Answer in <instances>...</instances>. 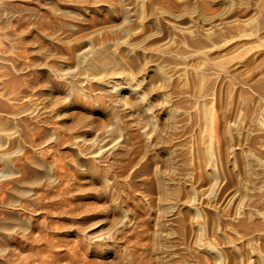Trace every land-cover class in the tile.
Listing matches in <instances>:
<instances>
[{"label":"rangeland","instance_id":"obj_1","mask_svg":"<svg viewBox=\"0 0 264 264\" xmlns=\"http://www.w3.org/2000/svg\"><path fill=\"white\" fill-rule=\"evenodd\" d=\"M2 1L10 0H0V2ZM209 3L212 5L210 6ZM208 5L210 8H208ZM222 8L219 3L216 4V2L209 1L204 7L205 12H208L207 14L209 15L219 12ZM210 9L211 11H209ZM214 10L216 11L214 12ZM211 12L212 14H210ZM228 12L220 21L218 17H213L214 19H211L210 22H204L199 19H195V22H187V24L193 26L197 25L195 28H199L197 30L201 33L207 27H212L210 29L212 31L211 35L201 40L200 44H195L197 48L193 45L195 51L193 48H191L193 51L190 49L191 45L186 44V47L184 44L187 50L184 48L183 54H177L183 61L176 57L177 59L174 58L166 62L169 67L172 64H179L183 67L176 85L184 91L182 94L185 95L176 106L178 109L176 117L178 118L179 116L178 119L181 121L179 122L176 119L178 122L176 121L175 129L177 127L178 129L177 131L174 129L167 132L172 140L167 138V143L165 141L164 143L168 145H161L163 148L168 147L166 149L170 157L169 160H171L168 163H166L167 160L165 159L166 150L164 151L163 148V150L161 148L158 150L159 147L151 146L153 142V139H151L153 137L152 132H145L142 128L139 129L135 123L127 120V116H123V120H126H124L125 122L123 121V124L128 121L129 126L127 125V129L128 132L132 133H127V129L124 127L126 135L130 136V138L127 136V139L132 142L131 144L130 142L128 143V140L126 142V162L124 156V159L123 157L121 159L118 158L119 161L122 160L124 162L120 161L121 165L118 159V163L114 160L112 164L115 165V169L112 164V166H107L105 162L102 163L106 166L105 169L107 168V171L108 167H110V171L107 172L105 170V174L108 175H105V178H107L109 188L106 187L104 189L98 184L95 185L96 183L86 180L87 172L80 171V169L77 171L78 168L74 164H70L72 155L68 146L62 143H69L73 137L72 134L67 133L70 129L68 130L61 125L58 119L53 118L56 121L53 122L51 120L52 117L43 119V116H40V118L38 117V122H34V125L36 124L35 128L34 125L33 127L31 125L28 126L30 128L27 127L29 133L25 131L26 136L20 137L23 139H20L21 144L24 143V145H21L23 149L19 153L20 158L18 156L17 160V158L13 157L12 160L21 163L23 160L20 159H22L24 154V156H30L37 152H42L48 161H52L53 158H55L53 161H56L57 158L58 165L57 162H54V171L56 169L55 172L57 174L61 171V175L56 181L57 183L60 182L61 185L60 183H56L57 186L54 183L53 186L52 184H49L50 186L32 184L33 192H36V195H31L33 197L31 198L30 196L28 199L29 195H26V193L23 194L16 190L15 195V190L12 191L13 193L8 192L10 188L14 187L10 177L0 178V200H2L0 201V208L3 210H0V214L3 212L0 215L2 216L0 217V224H2L3 219L8 220L9 215L5 214L7 208L17 212L21 211L18 212L19 217H31L30 221L32 224H30L32 226L31 229H29L30 227L28 228L30 231L25 230V232L14 229L15 227H12V225L9 229H12L13 232L2 227L3 230H0V236L6 229V232H9L7 235L0 237V243L3 237L5 241L2 239V242H4L1 243L2 246L9 248L5 250V256L0 253L1 264H264V168H262L264 167V0H232V5ZM62 17L61 15L53 16L58 22L61 20L63 32L66 34L67 29L62 23L66 17ZM13 20L10 19V23L14 24L15 22L18 25ZM9 21H3L0 24V38L3 39H0V55L2 57H8V54L11 55L9 60L0 59V85L2 80L8 79L7 77L10 78L12 74L14 76L19 75V73L14 74L16 71L19 72L16 67V62H19L18 59L32 66V63L29 62H33L32 58L35 56L34 51L28 48L29 44H26V40L22 41L25 33L15 24L10 25ZM89 23V21L85 23L78 33L82 34L88 31L91 24ZM61 34L64 37V34L60 32ZM63 37L60 36L62 38L60 39L58 35V40L55 39L58 47L57 50H54V56H59L58 52L59 54L61 53L62 43H66L65 39H69L66 36L63 39ZM17 40H20L21 44ZM4 41L8 42L5 43ZM203 43L205 44L202 45ZM11 44H14L12 49L10 48ZM173 45L175 44L173 43ZM3 47L10 48V50ZM1 49H4V51L2 50L3 53ZM20 51L25 55L22 56ZM16 53L19 56L21 54L23 58H19ZM12 54H14L13 58ZM52 57H47V62L54 60L55 57L53 59ZM13 59H16V61ZM28 59L31 60L29 61ZM57 59L60 58L56 57L55 60ZM12 61L15 62V67ZM10 67H12V71H10ZM13 68H15L14 72ZM29 69L23 73V75L27 72L28 74L22 76L26 83L32 76L29 74L34 73V71H31L32 69ZM196 74L198 75L196 76ZM25 77H28V79ZM21 79L19 82L21 81L20 84L22 86ZM3 87L2 83L0 86V94L2 93L0 95L2 96V99L0 97V117L6 113L9 105L13 104L11 102H14V100L10 101L9 99L6 102V94L3 95L4 92L1 90ZM34 91H37L36 87L32 91V95ZM11 95L12 93H9V97ZM37 95H39L38 91L34 94V98L35 96L38 97ZM41 96L40 94V97H38L40 99V101L38 100V103L40 102L39 105L48 101L47 97H45L46 95ZM257 96L261 105L259 106L256 119L249 122L248 114L251 113L254 99ZM42 98H45V101ZM19 100L21 101V99H18L16 102ZM4 103L9 105H3ZM4 107H7L6 110ZM41 120L49 122L47 124L50 129L57 131V136L49 143H43L40 148L38 147V150L37 145H41L42 138L40 137L43 136ZM39 121L41 122L39 123ZM37 124L40 128L39 126L37 127ZM57 127H62L60 131L64 132L60 133ZM38 128L42 133L40 135ZM30 129L33 130L30 131ZM245 130H248L250 135L247 138L248 140L244 142L242 135ZM146 133L150 136L146 137ZM30 137L34 140L30 139L28 141ZM165 137L168 136L165 135ZM26 139L28 140L26 141ZM56 139L57 145L54 143ZM49 144L57 146V149ZM32 147L34 152L31 149ZM42 147H44L45 152L47 150L50 154L53 151L55 153L52 152L54 156L51 154L53 156L51 157L48 153L46 157L45 154L47 152L44 153ZM60 149L61 151H59ZM65 149L67 150L66 152ZM247 150L251 156L261 161L262 166L260 164V167L257 166V169L255 168L256 182L249 183L250 187L246 185L242 188L240 187L242 186L241 183L245 182L248 177L243 160V154ZM57 153L63 154L58 155ZM65 155L71 156L66 158ZM68 161L70 162L68 163ZM165 163L169 165L167 166ZM16 165L19 164L16 163ZM118 165L120 169L117 168ZM21 167L22 164H20V167L18 166L20 171L17 178L19 177L26 181L22 184L18 183V188H26L30 183H27L30 179V171L22 167L23 171ZM58 167L60 170L57 169ZM115 170L118 179L115 175L116 173H114ZM159 174H162L164 178L166 177V190L170 186L167 192L169 191V197L172 198L169 199L170 203L168 201L169 204L167 206L163 205L160 199V189L158 182L156 183L158 180L156 177ZM75 176H78V178H75ZM111 177L115 179L116 184H118L117 187ZM71 179L74 180L72 181ZM80 181L85 183L83 182V184ZM88 181L90 183H87ZM70 182L72 183L71 185ZM80 183L84 186L80 185ZM109 183H113L110 184L111 187ZM76 185L82 187L79 189ZM7 186L8 190H5ZM47 187H50L49 190ZM107 189L109 190L107 191ZM112 189L113 191H111ZM247 189H249V192H247ZM91 190L94 191L92 192ZM105 190L106 192H104ZM5 191L10 195L12 194L10 201L12 200L13 205L9 204L8 206L4 202L8 201L10 197L6 195ZM110 193L114 199L110 197ZM26 196L28 200H31L29 201L30 203L32 202L31 204L28 200L25 202ZM105 196L106 198L109 197L108 200L104 198ZM119 207L120 209H118ZM26 209L27 212L25 211ZM103 209L107 215H104V212H99L103 211ZM75 210H77V213ZM92 213L93 215H91ZM116 226H119V228ZM87 229L89 230L86 232ZM24 233L27 235L25 234L24 236ZM15 235L16 237H14ZM90 236L92 239L89 238ZM99 236L102 237L100 238ZM113 238L116 239L114 240ZM90 241L91 243H89ZM93 243L97 246L92 245ZM108 243L114 244L107 245ZM13 245L14 247L17 245L15 250H13ZM7 252H10V255ZM119 259L122 261L120 262Z\"/></svg>","mask_w":264,"mask_h":264},{"label":"bare ground","instance_id":"obj_2","mask_svg":"<svg viewBox=\"0 0 264 264\" xmlns=\"http://www.w3.org/2000/svg\"><path fill=\"white\" fill-rule=\"evenodd\" d=\"M13 1L10 0V1L0 2V24H2L3 21H6V20L9 21L10 19L12 20L14 19L18 24L16 25V23L14 22L15 26L20 27L22 32L25 33V35L22 37V41L26 40L25 41L26 44L27 45L29 44L28 48L34 51L33 53L35 56L34 58H32L33 62L30 61L31 59L30 60L28 59L30 61L29 63H32V66L18 59L19 62H16L17 63L16 67H17V70H19V72L18 71L14 72L15 68H13V72L14 74L19 73V75L14 76L11 73L12 76H10L11 75L10 74L9 75L10 78L7 77L8 79H4V81L2 80L3 82L1 81V85L3 83V86H4L1 90H3L4 92L3 95L6 94V102H8L7 101L8 99L10 101L14 100V102L13 101L11 102L14 105L13 104L9 105L8 103H6L9 105V107L8 108L4 107V108L5 110L6 108L8 110L6 111L4 115L2 114L3 115L2 117H0V178L10 177V179H12V182L8 180L7 181L11 182L12 186L14 187L12 186H11L12 188L9 187L10 191L8 192H12L13 190H15L14 191L15 195H16V190L23 194L26 193V195H29L28 199L31 195H36L35 194L36 192H33L34 190H33L32 184H36V185L39 184V186L41 184H46L45 186L47 185L50 186L49 184H52L53 186V183H54V185L57 186V184L60 183V182L57 183L56 181H58L59 175H61L60 173L61 171L59 172L60 174L59 173L57 174L55 172L56 169L54 171V162L58 161L57 158H56V161H53L55 160V158L53 159L50 158L52 159L53 161L52 162L51 160L48 161L43 156L44 154L42 152H37L33 154L30 153L32 154L30 156H24L25 154L23 152L24 155L22 154L23 157L22 159H20V160H23L22 162L20 161L21 163H18L17 161L15 162L14 160H12L13 157L17 158L19 156L20 151L23 149L21 145L22 144L24 145V143L21 144L20 137L26 136L25 131H27L26 133H29L27 130V127L30 125L33 127L34 122L35 123L38 122V117L40 118V116H43V119L47 117L49 118L52 117L51 120H53V122H56L54 121L53 118L58 119V122H60L61 125H63L66 129L71 130V132H69L70 131L69 130L67 133L72 134V137H73L72 141L69 142L67 139L69 143L67 144L62 143L63 145L68 146L70 154L72 155L71 159L73 163L71 162L70 164L71 165L74 164L78 168L77 171L80 169V171L83 170L84 172H87L88 176H86L85 179L89 180L90 182H94V184L96 183L95 185L98 184L100 187L104 189H106V187L109 188V186L107 184V180H106L107 178H105L106 176H108L105 174V170L107 171V168L105 169L106 166L103 165L102 163L105 162L107 166H112L113 165L112 163H114V160H116V163H118L117 162L118 158L121 159L123 156L124 157L126 156L125 155L127 151L126 142L127 140H128V143L130 142V144L132 142L130 139H127L128 137L130 138V136L126 135V132L129 134L131 133L130 131L128 132V129H127V125L129 126V122H128L129 120L131 123L132 122L135 123V125L139 127V129L142 128L145 132L147 131L152 132L153 137H151V139H153V142L151 140L152 142L151 146L155 145L156 147H159L158 150L160 148L162 149L163 147H161V145L165 144L164 141L166 142L170 138L169 137L170 134L167 132L174 130L176 123L179 121L178 119L179 116L178 118L176 117V113H178L177 112L178 109L176 106L178 105L181 98H184L185 96L182 94L184 91L182 89H179L178 86L176 85L177 79L181 75L180 73L183 67L179 64L178 65L172 64L171 67H169L168 65H166V62H169L170 60L176 57L179 58L177 54L184 52V50L186 49L185 48L186 44H189L192 46L190 47V49L191 48L194 49V47L199 42H201V40H204L211 35L212 31L210 29L212 27L211 28L207 27L205 31L201 33L200 31L197 30L199 28L197 29L195 28V26L197 27V25L193 26V25L187 24V22L189 23L195 22V19H199L204 22H210L211 19H214L215 17H218L220 21V19L225 14H227L228 10L230 9L232 5V0H207V1L206 0H17L14 2ZM208 1L216 2V4L219 3L221 7L223 8L219 10V12L214 13L213 15H209L207 14L208 12L206 13L204 9ZM210 6L208 8H210ZM209 11H211V9ZM215 11L216 10H214V12ZM210 14H212V12ZM54 15L55 16L61 15V17L62 16L66 17V19L62 22L63 25H65V28L67 29L66 34H64L63 32L64 30L62 29V24L60 22L61 20L59 22L57 21V19L55 20L53 18ZM88 21L91 23V24L89 23L90 29L88 28L89 27L88 26L87 27V29H89L88 31L82 34L78 33L82 29L84 24L87 23ZM10 22L11 21H9V23ZM14 24L10 23V25H14ZM201 26L203 25L201 24ZM60 32L64 34V37L65 36L66 38L69 37V39L68 38H67L68 40L65 39L66 43L64 42L62 43L63 46H61V50L59 49L61 53L59 54L58 52L59 56H54V50L55 49L57 50V47H58L55 41L58 40L57 38L58 35H59V38L60 36L63 37L62 34L60 35ZM10 39H13V38H10ZM4 42L7 43L8 41H4ZM173 43L175 45H173ZM19 44H21V41L19 42ZM204 44L205 43H203L202 45ZM2 45H3V42H2ZM4 45H7V44H4ZM11 45L12 46L10 48L12 49L14 44H11ZM3 48L10 50V48H5V47ZM4 49H1V51L2 50L4 51ZM20 53L22 52L20 51ZM13 55L14 54H12V58H13ZM16 55L19 56V54L17 53ZM23 55L25 54L22 53V56ZM184 55L186 56V54ZM10 56L11 55L9 54H8V57H5V56L2 57V55H0V59L9 60ZM20 56L19 58L22 59L23 57L22 56L20 57ZM51 56L55 57L54 60L47 62V57L49 58ZM56 57L60 59L55 60ZM179 59L180 61H183L181 57ZM14 61H16V59ZM14 61H12V63ZM177 63H182V62H177ZM14 67H15V62H14ZM10 68H11L10 71H12V67ZM29 68L32 69L31 71H34V73L32 72L34 76L32 73L29 74L32 76L26 83L22 76H25V74L26 75L28 74L27 72L23 75V73ZM197 75L198 74H196V76ZM28 77H25V78L28 79ZM20 79L22 80V83H23L22 86L20 84L21 81L19 82ZM35 87L37 88V91L39 92V95L37 96L40 97V94L42 95L41 97L46 95L45 97H47L48 101H45V98H42L43 101L45 102H42V104L39 105L40 102L38 103V100L40 101V99H38V97L36 96L34 98V94L37 91L36 92L34 91L35 93L33 92V95H32V91L34 90ZM9 93H12L11 97H9ZM0 95H2V93ZM0 97L2 99V96ZM18 99H21V101L19 100L20 102L18 101L19 103L16 102ZM6 104L4 103L3 105H6ZM260 105L261 104L259 103V98L257 96L254 99L253 108L251 110V113L249 112L250 114H248L249 122L254 121L256 119ZM123 116H127L129 118V119L127 118L128 124L126 122L125 123L126 125L123 124L126 121L125 119H124L125 121L123 120L124 118ZM97 119L98 120L100 119L101 121L99 120L98 122ZM176 119H178V121ZM41 121H39V123L41 122L40 124L42 127L41 128L42 131L39 129L40 128V126L38 125L39 123L37 124V127L39 126L38 131L40 130L43 133V136L41 135L42 137H40L42 138L41 140L42 143L41 145L39 144L37 145L36 143H33L34 145H37V148L38 147L40 148V146H42L43 143H47V142L49 143L51 140L55 139V137L57 136V131L55 129H50L49 125L47 124L49 122H45L44 120H41ZM55 124L57 125V123ZM35 125H34V128H35ZM178 126L180 125L178 124ZM124 127L125 129H127L126 132H125ZM57 128L60 131V128L59 127ZM177 129L175 130L177 131ZM31 130L33 129H30V131ZM35 132H33V134H35ZM41 132L39 133V135L42 134ZM61 132L62 131H60V133ZM141 133L143 132L141 131ZM165 135L168 137H165ZM249 135H250L249 131L245 130L242 135V140L244 142L245 140H248L247 138L249 137ZM149 136L150 135L148 134L146 137H149ZM28 137H25V138H28ZM30 139L32 140L33 138L30 137L29 140L26 139V141L27 140L30 141ZM57 139H59V137H57ZM57 139L55 140L54 143H56ZM170 140H172V138H170ZM168 142L170 143V141ZM51 144L53 143L51 142ZM130 146L132 147V145ZM33 147L31 148L32 150H33ZM43 148L44 147H42V150H44ZM166 148L168 149V147ZM166 148L164 147L163 149L164 151L166 150L165 159L167 160V162L166 161L165 162L168 163L171 160H169L170 157H169V154ZM55 149H57V146H55ZM61 149L59 151H61ZM50 150H54V149H50ZM66 151L67 150L65 149V152ZM46 152L44 150V153L47 154V155L45 154V156L47 157L49 152L47 150ZM52 152L53 151H51V154ZM51 154L49 153L50 156ZM62 154L60 153L58 155H62ZM71 155H69V157ZM243 155H244L243 156L244 168H245V172L248 174L247 175L248 177L246 178L245 182L242 181L243 182L241 183L242 186H240L242 188L246 185L248 187L249 183L252 184V182H256L255 180L257 176H256L255 168L257 166L260 167V164H261V161L251 156V154L248 153V150ZM67 157L68 156H66V158ZM18 158H20V156ZM126 160L127 158L125 159V162ZM69 162L70 161H68V163ZM16 163L19 165H16ZM20 164H22V167L25 170L30 171V177H29L30 179L29 181H27V183L28 182L30 183L26 186V188H23V187L18 188L19 187L18 183L22 184L23 182L26 181V180L23 181L19 177L17 178V175L20 171V169H18V166L20 167ZM57 165H58V162H57ZM120 165H121V162H120ZM114 166L115 165H113V168ZM22 167L21 169H23ZM119 167L120 166L118 165L117 168ZM109 168L110 167H108V171H110ZM121 168L123 167L121 166ZM57 169L60 170L59 167ZM114 173H116V170L114 171ZM115 175L117 176V173ZM76 177L78 178V176H75V178ZM112 177H115V176H112ZM112 177L111 179L115 181V179H113ZM156 178L158 179L156 183L158 182V186L160 189L159 195H160V199L162 200L161 201L159 199V201H161L163 205L167 206V204L170 203L169 199L172 198V197L171 198L169 197V191L167 192L170 186H168L169 188L166 190V187H167L166 179H165L166 177L164 178L162 174H159ZM117 179H118V176H117ZM71 180L73 181L74 179H71ZM89 181L87 183H90ZM71 182H70V185L73 183ZM113 183H109V185ZM115 184H116V181H115ZM80 185L82 184L80 183ZM80 185L77 186V188L80 189V187L84 186V185L82 186ZM117 185L118 184H116V187ZM85 186H88V185H85ZM240 187L238 186V188ZM6 188L5 190H8V186ZM108 190L109 189H107V191ZM248 190L249 189H247V192H249ZM111 191H113V189ZM5 192L7 193V194L5 193L6 195L10 196L8 201H4L6 205L9 206V204L13 203L11 202L12 200L10 201L12 194L11 195L8 194L7 191ZM104 192H106V190ZM99 193H102V192H99ZM111 193H110L111 195L110 197L114 199ZM17 194L20 195V193L18 192ZM23 196L24 195H22V197ZM32 197L33 196H31V198ZM104 198H106V196ZM108 198L106 199L108 200ZM28 199L26 196L25 202H27ZM29 201L31 200H28V202ZM119 206L121 207L120 204ZM120 207L118 209H120ZM0 210L2 209L0 208ZM6 210L7 212L5 211L6 212L5 214L9 215L8 220L6 221V219H3L2 224H0L1 226L0 230H3L2 227L9 229L11 228V225L12 227H15L14 229H17L20 232H25V230H28L29 227H30L29 229H31L32 227L30 226L31 217L30 218L26 216L19 217L18 212H21V211L17 212L15 210H11V208H7ZM25 211L27 212V209ZM75 212L77 213V210H75ZM99 212L103 213L104 209L103 211H99ZM2 213L3 212H1V214ZM91 215H93V213ZM104 215H107V214H105L104 212ZM117 225H119V223H117ZM119 226H116V227L119 228ZM6 230L2 232L3 235L1 234V236L7 235L9 231L6 232ZM9 230H12V229H9ZM88 230L89 229H87L86 232ZM26 233H24V236ZM112 236H114V234H112ZM14 237H16V235ZM14 237L12 236V238ZM89 238H91V236ZM2 239L3 237L1 238V243H4L2 242ZM113 239L112 241H114L116 238L114 240ZM14 240H17V239H14ZM1 243H0V253L1 255H3L5 250H7L9 247L6 248L2 246ZM89 243H91V241ZM109 244L110 243H108L107 245ZM113 244H110V245H113ZM92 245H95V244L93 243ZM107 245L105 244V246ZM12 247H14V245ZM15 247L13 250H15ZM7 254L10 255V252H7ZM119 260L120 262L122 261L121 259Z\"/></svg>","mask_w":264,"mask_h":264}]
</instances>
